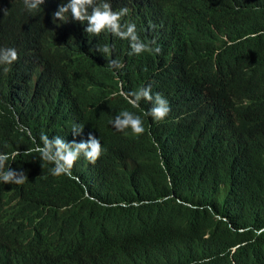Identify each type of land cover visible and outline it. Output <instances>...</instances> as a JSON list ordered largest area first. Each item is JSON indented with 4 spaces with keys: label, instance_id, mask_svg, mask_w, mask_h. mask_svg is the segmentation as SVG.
<instances>
[{
    "label": "trees",
    "instance_id": "trees-1",
    "mask_svg": "<svg viewBox=\"0 0 264 264\" xmlns=\"http://www.w3.org/2000/svg\"><path fill=\"white\" fill-rule=\"evenodd\" d=\"M198 1L211 15H177L171 54L160 64L172 69L200 60L225 81L221 110L237 120L233 140L195 160L194 148L183 144L177 163L157 153L151 167L135 173L81 155L70 175L53 176L35 151L26 152L34 139L24 140L0 99V151L17 152L10 167L26 173L23 184L0 182L2 230L14 237L64 233L75 264H264V0ZM0 29L33 41L69 74L67 112L41 124L67 141L75 117L107 139L109 127L94 124L99 101L92 83L101 87L117 70L136 84L156 65L152 53L116 45L113 58L124 65L112 69L97 49L105 42L73 22L58 26L44 11L29 13L22 3L0 0Z\"/></svg>",
    "mask_w": 264,
    "mask_h": 264
},
{
    "label": "clouds",
    "instance_id": "clouds-1",
    "mask_svg": "<svg viewBox=\"0 0 264 264\" xmlns=\"http://www.w3.org/2000/svg\"><path fill=\"white\" fill-rule=\"evenodd\" d=\"M5 1L22 3L29 13L44 11L58 26L68 22L79 25L88 37L105 42L97 49L112 69L124 65L122 59L113 58L116 45L125 46L129 54L152 53L156 64L136 84H132L134 76L119 75L117 70L113 78L102 80L101 87H97L101 82L92 83L91 97L99 101L94 124L109 127L107 139L92 131L84 119L75 117L72 139L67 141L65 133H46L41 124L45 117L67 112L72 100L69 74L49 61L33 41L0 29V77L5 79L0 82V99L7 101L5 112L14 116V125L24 140L34 139L33 149L26 152L35 151L41 163L51 166L53 176L70 175L81 155L90 163L135 173L151 167L157 153L167 162L177 163L184 155L183 144L194 148L195 160L207 147L219 149L233 140L237 120L221 110L225 81L208 74L200 60L177 62L172 69L168 63L160 64L171 54L177 15H211L198 0ZM16 155L0 151V182L24 183L26 173L10 167L9 161ZM75 261L74 246L64 233L14 237L0 228V264Z\"/></svg>",
    "mask_w": 264,
    "mask_h": 264
},
{
    "label": "bare ground",
    "instance_id": "bare-ground-1",
    "mask_svg": "<svg viewBox=\"0 0 264 264\" xmlns=\"http://www.w3.org/2000/svg\"><path fill=\"white\" fill-rule=\"evenodd\" d=\"M190 20V19H189ZM191 22V21H190ZM183 30H185V29H183ZM187 31H188V29H187ZM190 31V30H189ZM191 32V31H190ZM178 36V35H177Z\"/></svg>",
    "mask_w": 264,
    "mask_h": 264
}]
</instances>
